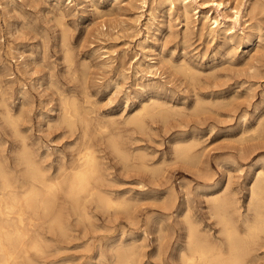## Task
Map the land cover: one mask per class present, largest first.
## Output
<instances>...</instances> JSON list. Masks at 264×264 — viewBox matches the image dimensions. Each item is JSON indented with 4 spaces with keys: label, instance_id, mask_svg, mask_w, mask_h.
<instances>
[{
    "label": "rangeland",
    "instance_id": "obj_1",
    "mask_svg": "<svg viewBox=\"0 0 264 264\" xmlns=\"http://www.w3.org/2000/svg\"><path fill=\"white\" fill-rule=\"evenodd\" d=\"M188 12L186 25L178 3L168 9L141 6L139 0H0V159L9 176L26 177L19 159L23 147L50 178L70 173L91 148L99 166L92 186L127 202L106 208L95 195L81 194L76 205L63 184L51 213L40 224L30 220L43 234L42 252L15 254L13 264H117L116 251L125 245L134 250L132 264H181L183 212L215 234L218 225L208 214L206 196L222 186L241 216L252 218L249 185L255 171H264V137L254 132L259 121L264 126V46L208 34L200 12L192 7ZM244 18L245 25L256 22ZM235 30L241 35L238 26ZM258 34L264 37V27ZM143 53L155 57L149 63L158 66L154 75L137 66ZM61 100L75 102L73 124L63 120ZM150 101L167 111L143 113V125L130 122ZM110 138L123 156L110 148ZM175 140L192 145L200 161L176 158ZM58 210L63 230L48 223ZM259 242L252 264H264V234Z\"/></svg>",
    "mask_w": 264,
    "mask_h": 264
},
{
    "label": "bare ground",
    "instance_id": "obj_2",
    "mask_svg": "<svg viewBox=\"0 0 264 264\" xmlns=\"http://www.w3.org/2000/svg\"><path fill=\"white\" fill-rule=\"evenodd\" d=\"M148 2L150 3L151 6H155V7L167 6L168 9H170L171 7H174L175 3H178L179 8L181 10V15H182V17L184 19V23L186 25L189 22L188 21L189 20L188 9L190 7H192L196 11L200 12V15H201L200 19L202 21L201 29H205L208 34L221 33L225 38H227L230 41H233L234 36H238L241 39L244 38L245 42H247L250 45L252 44L254 47H257L258 45L264 46V37H261V35L258 34L261 31L262 27H264V0H241L242 3L240 2L239 4L234 5V6L233 5L229 6V4L227 2H225L224 0H139V3L141 6L147 5ZM199 7L200 8L201 7H204V8L207 7V9L206 10L197 9ZM210 10H212V12H210ZM227 10H229L230 12H227ZM17 11L19 12V10H17ZM104 12H102V13H104ZM246 15L248 16V19L249 18L255 19L256 20L255 24L251 25L250 23H247L245 25L246 19L244 17ZM242 18H244V19L241 21ZM199 24H198V27H199ZM236 26H238V29H239L241 35H236V30H235ZM130 27H133V26H130ZM245 28H249L250 30L256 31V35H252L249 31L244 32ZM163 36H162V38H163ZM65 45H66V43H65ZM152 48H153V46H152ZM107 52H108L107 50H105L103 52L104 56H106V57L109 56V54H106ZM65 53H67V52H65ZM65 62H67V61H65ZM143 63L145 65L144 68L142 67ZM149 63H156V59H155V57L148 56V54H145V53H143L141 59L137 60V66L140 67L141 70H144V71L148 72L149 74L154 75L158 66L156 67L155 64H149ZM173 63L176 64L175 61H173ZM181 63H182V61H180L178 66H180ZM184 63L185 62H183V64ZM35 65H36V63H35ZM186 67H189V66H186ZM176 68H174V70H176ZM153 69H155V70L152 71ZM189 69H190V71L191 70L193 71V69H191V68H189ZM138 71L139 70H136V72H138ZM190 71H188V72H190ZM186 72H185V75H186ZM189 74H188V78H190L192 76L190 74V77H189ZM81 75H82V72H81ZM192 78L193 77H191L190 79H192ZM86 79L84 81H86ZM1 80H2V78H1ZM55 88L57 89V87H55ZM61 97H62V95H61ZM237 97H239V96H237ZM230 98H232V97H230ZM4 100H6V98ZM69 101H67V100H64V102L62 100L60 101V103L63 102V115H62V117H63V120L66 121V123H68V125L73 124L75 117L78 115V109H77L75 102L71 101V100H69ZM155 102L156 101H150V103H146V104L143 103L141 105V107H139V109H137L132 115H130L129 121L134 122L137 125H141L143 113H146L148 115L149 114H162L163 111H165V110L167 111L166 108H162V107L161 108L159 107L158 109L154 108L153 106L157 104ZM230 102H231V100H230ZM1 103H3V102H1ZM221 103H222V101H221ZM219 104H220V102L218 103V105ZM150 108L152 110H150ZM93 109H94V107H93ZM196 109H197V107H196ZM229 109H231V108H229ZM194 110H195V108H194ZM201 110H203V107L201 108ZM192 112H194V111L192 110ZM176 114H178V113H176ZM27 115H28V113H27ZM6 116L9 119V122H11L10 120L13 119L11 117V115L7 113ZM260 118H262V115L260 116ZM125 120H126V118H125ZM123 123H125V122H123ZM126 123H127V121H126ZM100 125L102 127L101 123H100ZM257 125L261 128H258V126H256V129L254 130V132L257 134V137L258 136L264 137V126H261L260 121L257 123ZM103 128H105V126H103ZM241 130H242V128H241ZM15 135H17V134L15 133ZM252 135H253V133L250 134L251 137H252ZM251 139H253V138H251ZM74 141H75V139H74ZM240 141H241V139H240ZM71 143H74V142H71ZM201 143H202V141H201ZM109 144H110V148L115 150L118 154H121L122 156L124 155L123 152L116 145V142L114 140H112L111 138L109 139ZM173 144L174 145H173V152L172 153L174 154V156L176 158L181 159L183 161H190L191 163H193V162L198 163L200 161L199 160L197 162L200 154L192 152V145L188 144L185 141H181V140H178ZM239 145H241V144H239ZM141 151H143V150H141ZM200 152H201V150H200ZM96 157L97 156L94 155V152L91 148H86L85 150H83V152L81 153V155L79 157L78 165L74 166L71 169L70 173L64 172L63 174H61L62 176L60 178H58V177H55V178L47 177L46 171L43 170L39 166V164L32 158V156L28 152V150L24 147L19 151V159L26 165V168L24 170V172L26 174L25 178H20V177H16V176L10 177L9 173H8L9 170L7 171L5 169V167H4L5 164L3 165V162L0 159V264H13L15 254H18V253H19V255L22 254L23 256L28 257V255H27L28 250H34L35 252H42V241H44L43 234L39 231V229L32 227L30 220H34L35 224H40L42 222L41 217L47 216L48 214L51 213V207H52L53 201H54L55 196H56V191H58L60 188H63V184L65 186L63 188L64 189L63 193L67 198L69 197L74 201V203L72 202L73 204L78 205L77 204L78 197L81 194H86L88 196L95 195L97 197V200L101 203V205H103L106 208H124V207H126L127 202L124 199L113 198L110 195H107L106 193L105 194L101 193L99 190H97L96 188H94L92 186V181L97 180L99 178V166H98V162L96 160ZM190 162H189V164H191ZM131 163H133V162H131ZM181 163H182V161H181ZM132 165L134 166V164H132ZM193 165H194V163H193ZM43 166H45V165H43ZM191 166H192V164H191ZM196 166H198V165H196ZM157 167H155V169ZM156 170H158V169H156ZM151 177H152V175H151ZM227 179H228V177H227ZM226 184H228V183H226ZM109 193H111V192H109ZM238 200H239V198H238ZM94 201H95V199H94ZM206 201L208 202V214H209V216H211L214 219V224L218 225L216 233L214 234L212 232H209L206 229H203V227L199 221L197 222L196 220H194L191 217V215L187 214L186 211L183 212L182 216L184 218L183 220L185 221L184 225H185L186 232H185V246H184V248H181L179 251L180 263L181 264H252V258H253V255L259 246L261 234H264V171H261V170L255 171L253 179L249 185L248 197H247V208L252 210V212H253L252 218H248L247 216L246 217L241 216V214L239 213V208H238L239 205H237L236 199L233 197L232 194H229L227 192L226 187L222 186V188H216V189L210 191L209 194H207V196H206ZM69 202H71V201H69ZM90 202H92V201H90ZM128 206H129V203H128ZM60 208H61V206H60ZM70 208H71V205H70ZM75 208H76V206H75ZM62 213H63V211H62ZM66 213H68V212H66ZM235 213H237L239 215L238 219L235 217ZM27 214H29V217L27 216ZM85 214H86L85 216L88 217L87 216L88 213H85ZM60 216H61V213L58 210L57 213L52 214L51 217L48 218V223H49L50 227L57 226V230H58V227L61 230H63V227L61 225L62 219H60ZM76 217H74V218H76ZM86 219H88V218H86ZM86 221H88V220H86ZM158 221H159V219H158ZM240 222H241V225H243L242 226L243 229L241 228V225L239 224ZM87 224L89 225V223H87ZM64 231H65V229H64ZM160 232L161 231H159V233ZM61 233H62V231H61ZM141 235H140V237H141ZM158 237H160V236H158ZM153 239H154V237H153ZM128 243H130V242H128ZM46 244H47V242H46ZM156 247H157V245L155 246V248ZM155 250H157V249H155ZM47 252H48V250H47ZM256 255L258 257V254H256ZM133 256H135V255H134V250H133L132 246H126L125 245L123 247H120L116 251V262H117V264H132ZM255 259H257V258H255ZM138 262H139V260H138ZM255 262H256V260H255Z\"/></svg>",
    "mask_w": 264,
    "mask_h": 264
}]
</instances>
